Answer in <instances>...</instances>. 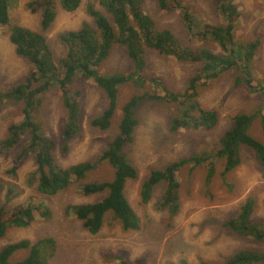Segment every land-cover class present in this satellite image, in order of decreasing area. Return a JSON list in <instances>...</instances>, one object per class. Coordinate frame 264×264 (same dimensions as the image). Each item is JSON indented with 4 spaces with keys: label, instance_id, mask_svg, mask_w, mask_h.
<instances>
[{
    "label": "rangeland",
    "instance_id": "374dc122",
    "mask_svg": "<svg viewBox=\"0 0 264 264\" xmlns=\"http://www.w3.org/2000/svg\"><path fill=\"white\" fill-rule=\"evenodd\" d=\"M29 1L10 2V24L41 31L40 12H32L27 7ZM89 1L83 0L75 11H65L59 0H55L56 18L45 35L57 64L65 53L59 35L69 29H78L84 21L91 22L86 12ZM233 1L240 13L234 28L235 42L246 43L259 39L250 67L254 82L264 86V0ZM181 2L192 18L190 32L186 30L181 9H161L155 0H143L142 7L153 18L156 28L170 29L183 45L202 46L220 53L213 40L198 42L194 34L204 23L219 24L226 21L215 2ZM145 60L142 75L155 77L162 84L151 81L141 83L134 76L118 85L116 110L106 130L91 124V120L108 107L105 93L93 79H86L80 74L76 76L71 88L78 92L81 130L70 141L67 151L61 149L62 129L66 121L61 93L57 86L43 93L36 118L43 132L55 141L54 158L59 166L94 160L100 156L107 142L116 134L121 107L131 96L141 93L160 95L162 87L168 91H182L189 77L200 67V63L181 61L149 47L145 48ZM32 69L29 61L16 54L7 27L0 25V91L24 81ZM133 69V62L119 43L112 45L109 55L99 65L104 75L132 72ZM240 76V71L231 68L207 86L199 88L197 99L201 106L218 113L217 123L210 129L179 128L173 131L170 128L172 117L181 111L178 103L152 97L139 103L134 141L125 147L128 160L138 171V177L128 180L125 186L126 197L139 218L137 230L123 229L120 222L107 213L100 231L92 234L83 227L81 220L66 209L68 204L96 201L102 197L83 195L80 193V184L110 179L113 170L107 163L96 167L86 179L75 181L68 189L52 196H42L37 190L39 172L33 154L11 173L13 161L27 141L28 134L14 147H4L2 140L6 137L7 126L23 118L22 105L5 100L0 107V206L12 208L16 204L26 203L35 210L47 208L49 215L44 217L39 213L27 227L9 228L0 239V249L23 238L34 241L41 237H52L55 240L53 254H43L47 264H121L122 260L130 264H221L240 249L264 252V241L238 236L223 224L238 214L240 206L248 197L256 200L252 218L264 222V178L254 151L241 145L240 164L226 173L223 172L224 160L213 155L215 145L231 126L237 113H264V99L243 81L236 83V78ZM250 132L264 143L260 117H255ZM204 153L209 154L214 161V175L210 182H206V162L197 165L187 162L182 165L175 176L179 183V208L175 214L160 204L166 187L164 181L154 186L150 201H141L140 184L152 169H163L182 157ZM26 254L27 250H19L11 259L20 260Z\"/></svg>",
    "mask_w": 264,
    "mask_h": 264
},
{
    "label": "trees",
    "instance_id": "16d2710c",
    "mask_svg": "<svg viewBox=\"0 0 264 264\" xmlns=\"http://www.w3.org/2000/svg\"><path fill=\"white\" fill-rule=\"evenodd\" d=\"M12 0H0V25L7 27L9 40L15 47L17 55L29 61L33 69L24 81L0 91V107L5 100H13L22 105L23 118L7 126L6 137L2 140L5 148L14 147L28 134L10 169L14 173L33 154L38 167L39 177L37 190L42 196H52L66 190L75 182L84 180L102 163H107L113 170L112 177L104 180L85 181L80 184V193L85 196L102 195L96 201L72 203L66 206L74 217L82 221V225L90 233L96 234L103 225L104 217L111 213L125 230H137L139 218L125 194L128 180L138 177L136 167L128 160L126 145L134 141V131L138 125L136 109L147 97L160 98L168 102H176L180 114L171 120V130L179 128L210 129L218 120L214 109H206L198 101L199 88L207 86L220 74L231 68L241 72L236 83L243 81L248 87L264 99V86H258L252 76L250 61L259 46V39L246 43L235 42V25L239 20V10L233 0H213L226 20L224 23H204L195 32L196 41L213 40L220 53L202 46L189 47L182 44L168 28H156L153 18L144 12L143 0H91L87 3V14L91 22L84 21L78 29H69L59 35L60 44L64 48V56L54 60L53 52L47 41L45 32L56 18L55 0H30L27 7L32 12H40L41 31H35L20 24H10L9 5ZM83 0H59L65 11L77 10ZM161 9L179 8L183 11L186 30L191 31L192 18L181 0H155ZM124 46L128 57L133 62L132 72H120L104 75L99 65L109 55L112 45ZM152 48L165 55H172L181 61L200 63V67L189 77L182 91H168L162 87V94H136L125 101L121 107L117 132L107 142L106 147L94 160H85L59 166L54 158L55 141L46 135L37 121L43 93L52 86L60 91L62 105L66 111V121L62 129L61 149L67 151L70 141L80 132V102L78 92L72 91L71 84L78 74L86 79H93L105 93L108 107L104 112L91 120V124L101 130L110 127L117 105L118 85H122L136 76L138 81L162 84L152 76L142 75L146 65L145 48ZM260 117L261 129L264 133V113H237L231 126L226 129L214 148V157L224 160V173L234 170L241 162L240 146L250 147L264 178V143L254 137L250 126ZM194 165L206 162L208 165L206 182H210L214 172V161L207 153L191 154L169 163L163 169H152L140 184V198L143 203L151 199L153 188L160 181L166 183L160 204L175 214L179 208L176 171L185 163ZM256 200L246 198L235 217L227 219L223 224L238 236H250L256 241H264V222L252 218ZM38 211V212H37ZM44 217L49 210H39L29 204H16L12 208L0 206V239L11 227H27L38 214ZM55 249L52 237H41L34 241L27 238L9 243L0 249V264H47L43 254L51 256ZM19 250H27L20 260H12L13 254ZM264 263V252L258 249H240L221 264H259ZM121 264H130L122 260ZM181 264H187L182 262Z\"/></svg>",
    "mask_w": 264,
    "mask_h": 264
}]
</instances>
